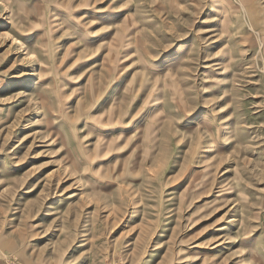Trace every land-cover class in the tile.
Returning a JSON list of instances; mask_svg holds the SVG:
<instances>
[{"label":"rangeland","instance_id":"374dc122","mask_svg":"<svg viewBox=\"0 0 264 264\" xmlns=\"http://www.w3.org/2000/svg\"><path fill=\"white\" fill-rule=\"evenodd\" d=\"M0 264H264V0H0Z\"/></svg>","mask_w":264,"mask_h":264}]
</instances>
